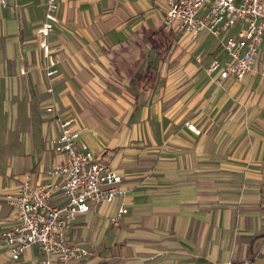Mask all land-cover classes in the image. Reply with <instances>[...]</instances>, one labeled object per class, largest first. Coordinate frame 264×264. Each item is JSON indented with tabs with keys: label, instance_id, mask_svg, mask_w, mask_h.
Returning a JSON list of instances; mask_svg holds the SVG:
<instances>
[{
	"label": "crops",
	"instance_id": "1",
	"mask_svg": "<svg viewBox=\"0 0 264 264\" xmlns=\"http://www.w3.org/2000/svg\"><path fill=\"white\" fill-rule=\"evenodd\" d=\"M45 7H0V264L42 259L31 247L13 262L1 233L8 198L52 181L65 121L123 178V196L65 232L92 252L79 264H264V77L208 75L220 41L165 31L166 0H60L51 81L36 38Z\"/></svg>",
	"mask_w": 264,
	"mask_h": 264
},
{
	"label": "built area",
	"instance_id": "2",
	"mask_svg": "<svg viewBox=\"0 0 264 264\" xmlns=\"http://www.w3.org/2000/svg\"><path fill=\"white\" fill-rule=\"evenodd\" d=\"M162 19L165 31L185 32L193 41L207 33L220 44L226 58L214 57L206 72L217 75L220 82L243 81L257 71L264 77L262 46L264 45V0H166ZM2 9L9 0H0ZM60 0H46L44 21L37 30L39 48L51 81L60 74L58 60L51 46V35L60 23ZM50 92H53L51 87ZM195 132L193 126L187 124ZM53 151L63 161L49 173L52 181L43 185L24 184L18 194L8 198L15 211L14 223L1 233L9 248L11 260L17 262L25 251L37 247L42 259L37 264H79L92 257V252L70 245L65 232L79 215L89 213L92 206L110 205L124 195L123 178L109 170L81 139V131L73 121L61 123V135L53 142ZM66 198L64 205L55 204L57 195ZM128 214L119 210L113 219Z\"/></svg>",
	"mask_w": 264,
	"mask_h": 264
}]
</instances>
